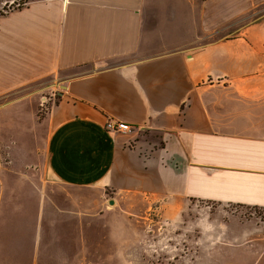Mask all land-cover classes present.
<instances>
[{"label":"crops","instance_id":"0c3cea01","mask_svg":"<svg viewBox=\"0 0 264 264\" xmlns=\"http://www.w3.org/2000/svg\"><path fill=\"white\" fill-rule=\"evenodd\" d=\"M241 2L27 0L9 13L0 93L45 78L61 90L51 178L145 199L166 219L193 203L264 211V13L235 30ZM106 119L137 130L109 133ZM235 239L264 243V229Z\"/></svg>","mask_w":264,"mask_h":264},{"label":"rangeland","instance_id":"374dc122","mask_svg":"<svg viewBox=\"0 0 264 264\" xmlns=\"http://www.w3.org/2000/svg\"><path fill=\"white\" fill-rule=\"evenodd\" d=\"M241 1L249 11L235 30L264 13L260 0ZM26 2L0 0V92L10 79L7 15ZM60 91L45 78L0 93V264H264L260 239H235L264 229V211L193 203L166 219L145 199L55 182L45 146Z\"/></svg>","mask_w":264,"mask_h":264},{"label":"built area","instance_id":"2783aa9c","mask_svg":"<svg viewBox=\"0 0 264 264\" xmlns=\"http://www.w3.org/2000/svg\"><path fill=\"white\" fill-rule=\"evenodd\" d=\"M104 129L109 133L117 135H129L137 130V128L131 125L113 119H106Z\"/></svg>","mask_w":264,"mask_h":264},{"label":"water","instance_id":"95a60500","mask_svg":"<svg viewBox=\"0 0 264 264\" xmlns=\"http://www.w3.org/2000/svg\"><path fill=\"white\" fill-rule=\"evenodd\" d=\"M110 204H111V202H110Z\"/></svg>","mask_w":264,"mask_h":264}]
</instances>
